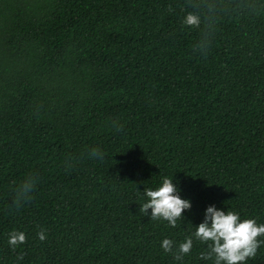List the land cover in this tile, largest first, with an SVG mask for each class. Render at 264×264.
<instances>
[{
    "label": "trees",
    "instance_id": "trees-1",
    "mask_svg": "<svg viewBox=\"0 0 264 264\" xmlns=\"http://www.w3.org/2000/svg\"><path fill=\"white\" fill-rule=\"evenodd\" d=\"M210 205L264 224V0H0V264H213Z\"/></svg>",
    "mask_w": 264,
    "mask_h": 264
},
{
    "label": "clouds",
    "instance_id": "clouds-1",
    "mask_svg": "<svg viewBox=\"0 0 264 264\" xmlns=\"http://www.w3.org/2000/svg\"><path fill=\"white\" fill-rule=\"evenodd\" d=\"M188 24L196 23V18L189 16ZM33 189V182L24 183L20 189L23 196H27ZM147 202L143 205V211L152 219L167 221L171 227H175L177 221L183 218L186 210L192 208V202L183 199L180 189L174 183V179L164 178L160 186L148 189L144 193ZM149 210H151L149 212ZM194 238L200 243L208 245L207 253H201V259L212 260L213 264H247L249 258L256 255L257 249L264 240V224H257L253 219L241 220L236 212H226L222 208L210 205L203 214V220L195 227ZM23 234H13L11 243L23 241ZM40 239H44L41 234ZM161 247L165 252L173 250V241L165 238ZM193 237L189 236L179 244L178 260L191 253Z\"/></svg>",
    "mask_w": 264,
    "mask_h": 264
}]
</instances>
